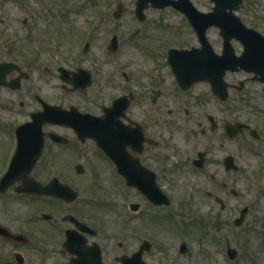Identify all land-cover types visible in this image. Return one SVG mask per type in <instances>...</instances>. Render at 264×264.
Segmentation results:
<instances>
[{"label": "flooded vegetation", "instance_id": "obj_1", "mask_svg": "<svg viewBox=\"0 0 264 264\" xmlns=\"http://www.w3.org/2000/svg\"><path fill=\"white\" fill-rule=\"evenodd\" d=\"M29 19L25 16L22 23L26 25ZM72 25L69 21L66 28L58 29L66 33ZM40 32L51 34L56 27ZM39 33L33 28L25 34L14 30L11 43L4 42L12 53L0 48V64H10L3 72L8 82L32 75L43 81L55 79L48 88H31L36 109L28 117L10 122V134L17 137L19 130L22 146L30 149L26 161L32 166L31 177L40 183L52 181L49 174L53 171L64 178L57 176L61 182L73 187L71 175L66 174H83L88 168L95 173L93 185L102 184L106 174L113 188L136 189L151 205L172 204L182 184L223 209V195L240 194L228 174L264 166V112L262 116L244 112L247 104L260 97L264 101V81L254 79L252 72L225 69V62H212L210 53L201 52L190 54L189 77L178 78L168 61L167 47L165 53L150 55L162 59L154 71L131 68L135 65L128 59V67L113 75V70H105L104 62L109 60L98 67L92 33L86 40L62 37L53 45L61 51L59 55L52 53V47L44 48L49 45L37 47L41 51L37 57L30 55L29 48L18 52L17 44L35 41L33 35ZM112 38L108 48L114 56L120 40L114 47ZM182 47L202 49L198 37ZM212 47L216 56L222 53ZM25 60L37 68L27 70ZM250 83H259L261 94L249 93ZM6 87L13 89L8 85L0 88ZM31 195L38 201L51 197ZM158 199L166 202L158 203ZM139 205L132 202L131 210Z\"/></svg>", "mask_w": 264, "mask_h": 264}, {"label": "rangeland", "instance_id": "obj_2", "mask_svg": "<svg viewBox=\"0 0 264 264\" xmlns=\"http://www.w3.org/2000/svg\"><path fill=\"white\" fill-rule=\"evenodd\" d=\"M118 1H123L126 8L120 19H115L112 12ZM192 2L203 11L214 5L210 0ZM135 5V0H0V34L7 38L0 39V48L3 53L4 50L12 53L11 46L4 42L11 43L16 29L25 34L29 28L39 33L51 32L56 27V32L34 34L35 41L20 42L16 48L23 53L29 48L30 55L37 57L41 56L37 47L49 45L44 48L52 47V53L59 55L61 51L53 45L62 37L86 40L92 33V50L98 67L109 60V63L104 62L105 70H113L116 75L128 67V59L135 65L131 68L154 71L160 67L162 59L151 54L165 53L170 46L182 47L197 37L184 14L172 6L149 7L146 20L140 21L135 15ZM237 14L264 34V0H243ZM25 16L30 18L26 25L22 23ZM69 21L75 24L70 26L69 32L58 29L66 28ZM136 30L137 34L132 35ZM115 33L120 40V50L111 56L108 44ZM208 36L214 48L221 50L223 39L218 28L211 27ZM233 44L237 51L242 49L238 41L234 40ZM27 60L24 61L27 70L37 68L28 66ZM52 84H55L53 78L43 81L32 75L22 80L20 89L0 88V178L8 170L16 148L10 134L12 125L7 122L20 121L36 109L31 101V88H48ZM249 85V93L259 91L261 94L259 83ZM261 99L247 104L244 112H250L249 116H262L264 101ZM69 174L71 184L79 191L77 199L70 203L54 197L38 201L32 195H21L14 189L20 181L0 192V223L29 238L22 243L0 236V264H19L16 253L23 258L22 264H69L71 255L61 252L64 231L73 226L70 221H61L67 213L96 228L98 233L88 234V242L100 244L107 263L121 264L117 257L131 255L147 239L152 245L143 257L149 264H264V166L228 174V180L240 194L223 195L226 204L223 209L220 204L209 202L190 186L182 184L178 185L172 204L156 206L144 201L136 189L113 188L106 174L98 185L92 184L95 173L88 168L83 174L70 172L66 176ZM49 175L64 179L58 172L52 171ZM80 182L82 185H78ZM132 202L140 203L137 211L131 210ZM246 205L249 206L247 217L237 226L235 218ZM43 211L54 218H43ZM182 242L187 243L185 252L180 251ZM228 244L237 250L235 258L229 257Z\"/></svg>", "mask_w": 264, "mask_h": 264}, {"label": "water", "instance_id": "obj_3", "mask_svg": "<svg viewBox=\"0 0 264 264\" xmlns=\"http://www.w3.org/2000/svg\"><path fill=\"white\" fill-rule=\"evenodd\" d=\"M215 3L213 9L209 12L200 11L191 0H136V14L141 20L146 18L144 9L150 5L154 7L164 8L167 5H173L177 9H180L185 13L189 21L192 23L196 32L201 40L202 49H177L171 48L169 50L168 61L172 64V68L182 79L189 77L188 73V61L190 54L195 53H210V60H218L225 62V69H245L254 73V78H258L264 81V34L260 31L248 27L236 14V10L240 9L243 0H211ZM124 8L123 2L117 4V10L114 12L116 18L120 17ZM211 26H217L220 29V34L224 37V49L222 55H215L214 49L206 36V31ZM233 38L238 39L243 44V51L240 55H236L235 48L233 47L231 40ZM112 45L117 46L116 36L113 39ZM193 57H191L192 59ZM10 64H0V85L6 84L4 77V71L9 70ZM224 72V70H223ZM17 80L20 81V78ZM13 88L20 87V83L13 82L11 84ZM19 135V132H18ZM20 137V145L18 151L12 161V164L8 172L3 176L0 181V191H5L13 182L22 179L23 184L20 185L17 190L22 192H36L54 195L65 199L70 202L74 200L78 192L71 188L69 185L60 182L54 178L50 183L41 185L34 181L30 176L32 166L27 163V154L30 149L22 146V138ZM24 166H28L26 169ZM79 171H82L81 169ZM150 189V188H148ZM150 193L155 194L153 190ZM158 203L166 202L165 200H155ZM246 210L242 211L241 217H239L235 223L237 225L242 224ZM73 221L76 228L67 229V239L64 242V246L67 251L72 254H77L75 257H71L70 264H114L105 263L103 261L102 250L97 242L92 245H87V237L84 232L96 234V230L88 226L85 222L78 220L75 216L69 214L63 218ZM0 234L6 237L18 238L20 234H13L11 231L0 224ZM151 247L148 241H145L141 245L140 249L134 252L131 256L123 255L118 258L122 264H148L143 259V253L145 250H149ZM187 245L184 242L181 246V250L185 251ZM229 254L232 258L237 255V251L233 248H229Z\"/></svg>", "mask_w": 264, "mask_h": 264}]
</instances>
